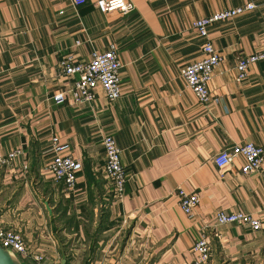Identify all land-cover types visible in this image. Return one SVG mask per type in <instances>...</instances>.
<instances>
[{
	"label": "crops",
	"instance_id": "1",
	"mask_svg": "<svg viewBox=\"0 0 264 264\" xmlns=\"http://www.w3.org/2000/svg\"><path fill=\"white\" fill-rule=\"evenodd\" d=\"M96 1L0 0V226L40 264H194L203 227L207 264H264V180L242 175L241 159L222 177L213 163L235 146L264 147V60L236 81L238 62L264 52V0H128L125 16L100 13ZM248 3L255 9L208 28L221 57L208 84L218 102L200 105L180 77L201 58L193 22ZM111 46L123 66L120 97L98 91L74 103L60 62L86 63ZM104 135L121 150L120 198L104 175ZM52 137L82 165L71 191L46 171ZM179 189L199 197L193 221ZM217 211L252 215L262 228L219 227Z\"/></svg>",
	"mask_w": 264,
	"mask_h": 264
},
{
	"label": "built area",
	"instance_id": "2",
	"mask_svg": "<svg viewBox=\"0 0 264 264\" xmlns=\"http://www.w3.org/2000/svg\"><path fill=\"white\" fill-rule=\"evenodd\" d=\"M74 6L85 4L86 0H71ZM100 13L107 14L118 12L125 16L134 10V5L128 0H97L95 3ZM255 9L251 3L240 7L221 10L193 22V30L202 40L200 45V60L183 67L180 70V77L186 87L194 95L200 105H207L211 101L217 103L218 99H211L208 91V84L212 79L215 68L221 62V57L214 49L208 39L209 26L232 20ZM264 60V52H257L252 56L241 59L236 67V81L241 82L247 77V68ZM122 64L118 59L116 49L111 46L103 53L93 52L86 63L73 64L71 58L60 62L59 69L63 75L72 80L68 94L76 104H89L95 98L98 91L102 92L108 102H114L120 97V72ZM56 102L63 100L62 95L54 98ZM104 151V175L110 182L112 191L116 198L122 196L126 175L121 164V150L110 135H104L101 139ZM50 150L53 154L51 161L46 166V171L51 174L54 180L61 183L66 191L75 188L77 175L82 169L79 161L66 155L68 146L60 144L56 137L50 139ZM21 155L20 150L9 153L5 162L11 161ZM241 159L240 173L242 175H258L264 180V147L253 143H246L223 150L213 158L219 177L233 166L235 159ZM27 167L24 166V170ZM178 205L185 217L193 221L195 209L199 203V197L195 193H189L183 189L177 191ZM216 225H239L248 228L250 231L258 232L262 226L259 220L244 213H215ZM208 230L203 227L199 239L193 245V252L196 254L194 264H207L210 257V248L207 241ZM0 247L11 251L22 258H31L37 264L42 261V256L32 254L26 247L20 234L0 226Z\"/></svg>",
	"mask_w": 264,
	"mask_h": 264
},
{
	"label": "water",
	"instance_id": "3",
	"mask_svg": "<svg viewBox=\"0 0 264 264\" xmlns=\"http://www.w3.org/2000/svg\"><path fill=\"white\" fill-rule=\"evenodd\" d=\"M49 211L47 203L45 204ZM0 264H21L17 257L10 251L4 250L0 247ZM60 264H66V260H62Z\"/></svg>",
	"mask_w": 264,
	"mask_h": 264
},
{
	"label": "rangeland",
	"instance_id": "4",
	"mask_svg": "<svg viewBox=\"0 0 264 264\" xmlns=\"http://www.w3.org/2000/svg\"><path fill=\"white\" fill-rule=\"evenodd\" d=\"M11 252V251H10ZM11 253H13V252H11ZM14 254V253H13ZM15 255V254H14ZM16 256V255H15Z\"/></svg>",
	"mask_w": 264,
	"mask_h": 264
}]
</instances>
